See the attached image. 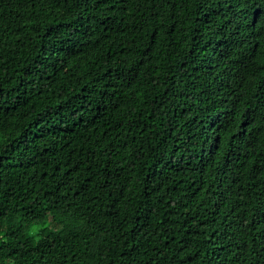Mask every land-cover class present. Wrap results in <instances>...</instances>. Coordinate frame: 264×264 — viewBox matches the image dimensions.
Returning <instances> with one entry per match:
<instances>
[{
    "label": "trees",
    "instance_id": "1",
    "mask_svg": "<svg viewBox=\"0 0 264 264\" xmlns=\"http://www.w3.org/2000/svg\"><path fill=\"white\" fill-rule=\"evenodd\" d=\"M0 264H264V0H0Z\"/></svg>",
    "mask_w": 264,
    "mask_h": 264
}]
</instances>
